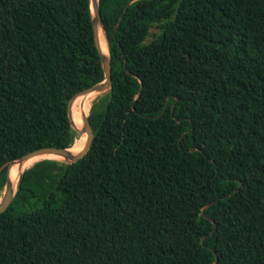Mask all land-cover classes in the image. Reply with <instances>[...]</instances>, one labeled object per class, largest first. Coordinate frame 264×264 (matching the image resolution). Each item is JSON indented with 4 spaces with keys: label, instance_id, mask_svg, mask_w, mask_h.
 Segmentation results:
<instances>
[{
    "label": "trees",
    "instance_id": "obj_1",
    "mask_svg": "<svg viewBox=\"0 0 264 264\" xmlns=\"http://www.w3.org/2000/svg\"><path fill=\"white\" fill-rule=\"evenodd\" d=\"M131 1L100 0L91 148L25 170L0 264H264V0ZM104 78L91 0H0V190Z\"/></svg>",
    "mask_w": 264,
    "mask_h": 264
},
{
    "label": "water",
    "instance_id": "obj_2",
    "mask_svg": "<svg viewBox=\"0 0 264 264\" xmlns=\"http://www.w3.org/2000/svg\"><path fill=\"white\" fill-rule=\"evenodd\" d=\"M133 1H135V0H132L131 2H133ZM128 6L125 8V11L128 9ZM91 9H92V16H93L95 40H96L97 47L101 53V60H102V65H103V69L105 72V78L102 82L97 83L93 86H90V87L76 93L69 103V116H70L72 126L79 133H82V134L85 133L87 135L86 144H85L84 148L78 153H74L71 150L72 147L63 148V147L48 146V147H43V148L31 151V152L27 153L26 155L22 156L21 158H19L17 160H29V159H32V158H35L38 156H43V155H48V154H56V155L63 156L65 158V161H67L68 163H73V162H76V161L82 159L88 153V151L91 148V145H92L94 138H95V132H94V128H93V125L91 123L90 117H89V115L84 116L82 125L78 126L74 120V106L76 105V103L79 100H82L83 102H85L93 94L104 93V92L110 90L113 86L111 55L110 54L107 55L106 53H104L102 41L100 39V28L102 27L104 29L102 12H101V7H100V0H91ZM117 27H118V24L116 25L115 29H117ZM107 39H108V37H107ZM15 161L16 160H13L12 162H10L9 171H10L12 164ZM24 172H25V170L22 172L19 183L17 186L14 185V183L11 181V179L8 175L7 183L5 185L6 190H5V193H4L2 200L0 201V202H2V203H0V213H3L4 211H6L10 207V205L12 204L14 199L16 198V196H17V194L21 188L22 180L24 177Z\"/></svg>",
    "mask_w": 264,
    "mask_h": 264
},
{
    "label": "bare ground",
    "instance_id": "obj_3",
    "mask_svg": "<svg viewBox=\"0 0 264 264\" xmlns=\"http://www.w3.org/2000/svg\"><path fill=\"white\" fill-rule=\"evenodd\" d=\"M100 39L102 41L104 53L109 55L110 54L109 42L107 39L106 32L102 27L100 28ZM102 94L103 93L93 94L85 102H83L82 100H79L76 103V105L74 106V120L78 126L82 125L84 116H87L90 114L93 102L97 99V97H99ZM86 141H87V135L85 133H83V134L81 133L77 137V139H76L74 145L72 146L71 150L74 153L80 152L84 148ZM46 158L65 161V158L63 156L56 155V154H48V155L38 156V157L29 159V160H16L10 168L9 177H10L11 181L14 183L15 186H17L19 183L21 174L24 170L28 169L29 167L34 165L36 162H38L42 159H46ZM1 200H2V198L0 197V201Z\"/></svg>",
    "mask_w": 264,
    "mask_h": 264
},
{
    "label": "rangeland",
    "instance_id": "obj_4",
    "mask_svg": "<svg viewBox=\"0 0 264 264\" xmlns=\"http://www.w3.org/2000/svg\"><path fill=\"white\" fill-rule=\"evenodd\" d=\"M109 91V90H108ZM108 91L104 92L102 95H100V97H102L105 93H107ZM98 97V99L100 98ZM33 166V165H32ZM10 173V171H9ZM9 175V174H8ZM6 187H4L3 189L0 190V197L3 198L4 193H5Z\"/></svg>",
    "mask_w": 264,
    "mask_h": 264
},
{
    "label": "snow or ice",
    "instance_id": "obj_5",
    "mask_svg": "<svg viewBox=\"0 0 264 264\" xmlns=\"http://www.w3.org/2000/svg\"><path fill=\"white\" fill-rule=\"evenodd\" d=\"M0 203H2V202H0Z\"/></svg>",
    "mask_w": 264,
    "mask_h": 264
}]
</instances>
